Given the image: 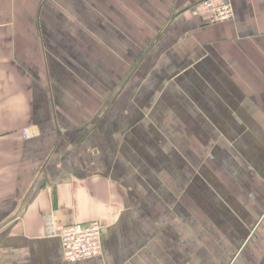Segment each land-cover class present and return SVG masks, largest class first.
<instances>
[{
	"label": "crops",
	"instance_id": "1",
	"mask_svg": "<svg viewBox=\"0 0 264 264\" xmlns=\"http://www.w3.org/2000/svg\"><path fill=\"white\" fill-rule=\"evenodd\" d=\"M202 1L0 0V264H264V0Z\"/></svg>",
	"mask_w": 264,
	"mask_h": 264
},
{
	"label": "built area",
	"instance_id": "2",
	"mask_svg": "<svg viewBox=\"0 0 264 264\" xmlns=\"http://www.w3.org/2000/svg\"><path fill=\"white\" fill-rule=\"evenodd\" d=\"M201 7L209 23H225L234 16L227 0H203ZM193 15L199 16L200 12L194 10ZM56 231L66 261L78 262L103 255V227L99 223L58 227Z\"/></svg>",
	"mask_w": 264,
	"mask_h": 264
}]
</instances>
